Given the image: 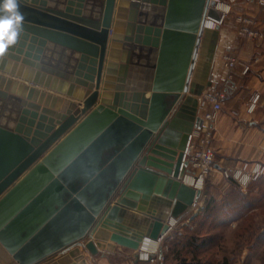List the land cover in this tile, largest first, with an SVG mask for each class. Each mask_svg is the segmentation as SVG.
<instances>
[{"label":"water","instance_id":"water-1","mask_svg":"<svg viewBox=\"0 0 264 264\" xmlns=\"http://www.w3.org/2000/svg\"><path fill=\"white\" fill-rule=\"evenodd\" d=\"M209 2L16 0L17 22L0 0V264L137 251L200 200L183 154L211 86Z\"/></svg>","mask_w":264,"mask_h":264},{"label":"crops","instance_id":"crops-1","mask_svg":"<svg viewBox=\"0 0 264 264\" xmlns=\"http://www.w3.org/2000/svg\"><path fill=\"white\" fill-rule=\"evenodd\" d=\"M239 14L256 17L264 34V9L256 4V0H237L224 25L218 29L217 49L209 76L211 86L206 89L223 88L227 93L223 108L212 123L216 171L210 174L208 182L212 192H203L197 210L187 211L185 219H194L196 212L200 213L207 202L218 201L216 190L234 187V182L222 177V169L235 167L243 161L264 163V37L260 40L239 38L235 22ZM227 53L238 60L233 69L224 66L223 56ZM243 64H250L246 74L242 72ZM254 95H259V99L254 109L249 111L250 99ZM135 254V251L116 245L99 248L94 257L83 252L88 264H132Z\"/></svg>","mask_w":264,"mask_h":264},{"label":"rangeland","instance_id":"rangeland-1","mask_svg":"<svg viewBox=\"0 0 264 264\" xmlns=\"http://www.w3.org/2000/svg\"><path fill=\"white\" fill-rule=\"evenodd\" d=\"M209 179L204 194L212 192ZM223 189L216 190L218 201H212L206 213L198 216L197 211L198 218L179 219L160 244L164 260L158 264H264V176L247 187L235 183ZM225 203L233 206L225 209L230 211L227 218L222 210ZM193 210L197 209L190 207L188 213ZM207 214L212 217L206 218Z\"/></svg>","mask_w":264,"mask_h":264},{"label":"built area","instance_id":"built-area-1","mask_svg":"<svg viewBox=\"0 0 264 264\" xmlns=\"http://www.w3.org/2000/svg\"><path fill=\"white\" fill-rule=\"evenodd\" d=\"M214 1V5L211 2ZM236 1V0H234ZM230 0H210L205 16L203 18V29H219L225 23L228 14L231 12L232 3ZM221 3L227 4V10H217V6ZM256 4L264 9V0H256ZM237 25L236 33L241 39H262L263 32L259 29V21L254 16L239 14L235 17ZM209 24V27L208 25ZM224 66L227 69H233L238 64V60L234 55L229 53L223 56ZM242 72L246 74L250 70V64L242 65ZM227 99V93L223 88L206 90L199 97V116L202 125L199 128H193L188 136L186 148L183 154V162L187 163L185 167L184 177L190 175L194 185V189L203 192L205 181L211 173L216 171L215 156L212 149L213 130L212 123L216 119L218 113L222 110L223 104ZM259 99V95H254L250 99L249 111H252ZM221 175L226 180L234 181L240 187H247L251 182L258 180L264 176V163L261 161H243L232 168L221 170ZM199 184V187L196 185ZM198 203H193L191 208L196 209ZM179 220L170 219L169 229L165 235L158 240L159 246L154 251L143 252L140 247L135 251L132 264H158L164 260L161 242L176 227Z\"/></svg>","mask_w":264,"mask_h":264},{"label":"bare ground","instance_id":"bare-ground-1","mask_svg":"<svg viewBox=\"0 0 264 264\" xmlns=\"http://www.w3.org/2000/svg\"><path fill=\"white\" fill-rule=\"evenodd\" d=\"M230 1H234V0H230ZM227 9L228 8H227L226 3H221L220 5L217 6V10L226 11ZM207 25L209 27V24H207ZM182 181L188 186L192 187L194 185L190 175H186L185 177H183ZM196 186L199 187V184H197ZM158 246H159V242L154 241V240L150 239L149 237H145V238H143V240L140 244V250L143 252H150L151 253Z\"/></svg>","mask_w":264,"mask_h":264},{"label":"clouds","instance_id":"clouds-1","mask_svg":"<svg viewBox=\"0 0 264 264\" xmlns=\"http://www.w3.org/2000/svg\"><path fill=\"white\" fill-rule=\"evenodd\" d=\"M3 10H7L8 12H12L14 9H17V3L16 0H3L2 5ZM14 19L19 22L23 21L24 17L23 14L18 11V9L15 12ZM8 30L7 25L0 26V32H6Z\"/></svg>","mask_w":264,"mask_h":264},{"label":"trees","instance_id":"trees-1","mask_svg":"<svg viewBox=\"0 0 264 264\" xmlns=\"http://www.w3.org/2000/svg\"><path fill=\"white\" fill-rule=\"evenodd\" d=\"M230 181H231V180H230ZM232 182H234V181H232ZM234 184H235V182H234ZM210 206H211V201L206 203L205 208L203 209V211H201V212L199 213L198 216H200L201 213H202V214L206 213L207 210L210 208ZM228 206L233 207L230 203H229V204L225 203L224 205L222 204V210L225 211L223 215H225L226 218H227L228 213L230 212V211H227V212H226V210H225V209H227ZM198 216H196L195 218H198ZM211 217H212V214H207V217H206V218H211ZM176 247H177V246H175L174 249H176ZM196 264H200V263H196ZM207 264H212V263H207ZM222 264H226V263L223 262Z\"/></svg>","mask_w":264,"mask_h":264},{"label":"snow or ice","instance_id":"snow-or-ice-1","mask_svg":"<svg viewBox=\"0 0 264 264\" xmlns=\"http://www.w3.org/2000/svg\"><path fill=\"white\" fill-rule=\"evenodd\" d=\"M2 25H7L8 26V29L11 27V22L10 21H2L0 22V26Z\"/></svg>","mask_w":264,"mask_h":264}]
</instances>
